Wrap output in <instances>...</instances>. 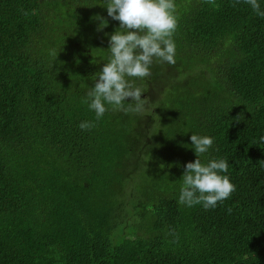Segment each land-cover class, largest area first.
Returning <instances> with one entry per match:
<instances>
[{
    "label": "trees",
    "instance_id": "obj_1",
    "mask_svg": "<svg viewBox=\"0 0 264 264\" xmlns=\"http://www.w3.org/2000/svg\"><path fill=\"white\" fill-rule=\"evenodd\" d=\"M176 3L175 63L130 78L145 110L81 129L119 22L105 0H0V264H264V16ZM192 134L214 138L202 162L229 161L214 208L179 202Z\"/></svg>",
    "mask_w": 264,
    "mask_h": 264
},
{
    "label": "clouds",
    "instance_id": "obj_2",
    "mask_svg": "<svg viewBox=\"0 0 264 264\" xmlns=\"http://www.w3.org/2000/svg\"><path fill=\"white\" fill-rule=\"evenodd\" d=\"M248 3L258 15L264 16L261 0H248ZM104 7L108 16L119 22V27L109 36L107 62L93 76L94 87H90L84 98L95 113V121H82L81 129L94 127L110 107L125 112L145 110L148 98H142L143 88L130 78L142 81L150 76L154 61L175 63L176 0H105ZM96 19L101 21L100 30L108 26L103 17ZM129 98L131 102L125 107ZM190 139L197 159L185 165L179 202L188 207L199 204L214 208L235 191L226 174L229 161L218 157L202 162L200 157L209 152L214 138L192 134Z\"/></svg>",
    "mask_w": 264,
    "mask_h": 264
},
{
    "label": "rangeland",
    "instance_id": "obj_3",
    "mask_svg": "<svg viewBox=\"0 0 264 264\" xmlns=\"http://www.w3.org/2000/svg\"><path fill=\"white\" fill-rule=\"evenodd\" d=\"M172 66V65H171ZM174 66V65H173ZM175 67V70H172L173 72H176L177 73V75H178V72H179V77H180V79H182V77L184 76V72H182V68L181 67H179V66H174ZM170 72L171 71H166V75H168V76H171L170 75ZM159 83H157V85H158ZM160 85V84H159ZM154 89H156V87H154ZM159 95H161L160 93H159ZM146 96L143 94L142 95V98H145ZM159 128V127H158ZM161 133L163 134L164 133V131L162 130L161 131ZM137 163L136 162H134L133 160H130V159H127V158H125L124 159V165H126V167H130V168H132V167H134L135 165H136ZM153 170L152 169H150V168H144L143 167V171H142V174H141V182L143 183V184H153V183H155V180L157 179V177H159L160 175L159 174H157V173H153L152 172Z\"/></svg>",
    "mask_w": 264,
    "mask_h": 264
}]
</instances>
